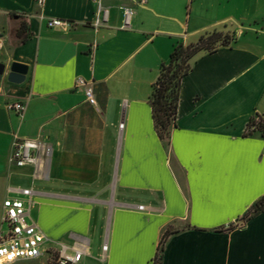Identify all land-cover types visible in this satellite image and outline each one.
Returning a JSON list of instances; mask_svg holds the SVG:
<instances>
[{
  "label": "crops",
  "instance_id": "crops-1",
  "mask_svg": "<svg viewBox=\"0 0 264 264\" xmlns=\"http://www.w3.org/2000/svg\"><path fill=\"white\" fill-rule=\"evenodd\" d=\"M100 5L0 0V63L28 67L22 84H0V231L4 201L31 198L48 238L42 257L13 264H54L62 247L83 249L80 264H155L167 231L162 264H264V212L242 221L264 198V137L248 132L264 117V0ZM214 31L236 41L196 59L166 144L149 104L160 67L177 44ZM17 138L44 145L35 166L12 163Z\"/></svg>",
  "mask_w": 264,
  "mask_h": 264
},
{
  "label": "built area",
  "instance_id": "built-area-1",
  "mask_svg": "<svg viewBox=\"0 0 264 264\" xmlns=\"http://www.w3.org/2000/svg\"><path fill=\"white\" fill-rule=\"evenodd\" d=\"M99 3L100 0H93ZM42 5L44 0H38ZM141 4H146L147 0H140ZM133 10L125 9L124 15L128 19L132 15ZM96 25H99L97 20ZM48 27L61 28L64 31L72 29V23L61 19H53L48 21ZM2 42H0V49ZM76 87L83 89L87 97V101L92 106H97V100L94 90L90 83L83 78L76 80ZM7 109L10 112H16L23 117L26 112V106L22 103L8 104ZM264 119V117H261ZM123 128V125H121ZM44 145L38 140H30L26 138H17L14 143L12 154V163L17 167H25L28 165L35 166L37 158L33 154ZM46 154H50V149L46 148ZM27 197L32 196L31 190H23ZM32 206L31 198L29 201L22 199H6L3 203L2 223L6 227L0 231V264H13L20 260H33L42 257L47 252L44 247L48 243V238L43 231L31 220L30 209ZM142 208V207H141ZM104 250L107 251L105 245ZM84 250H76L74 253L67 251L66 247H62L60 251L53 257L54 264H80Z\"/></svg>",
  "mask_w": 264,
  "mask_h": 264
},
{
  "label": "trees",
  "instance_id": "trees-1",
  "mask_svg": "<svg viewBox=\"0 0 264 264\" xmlns=\"http://www.w3.org/2000/svg\"><path fill=\"white\" fill-rule=\"evenodd\" d=\"M236 41V35L229 32L214 31L202 36L197 42L188 45L177 44L159 70L156 82L152 86L149 104L156 133L161 141L170 144L173 129L177 127V116L181 101L184 79L193 71L196 59L204 54H213L220 48L229 47ZM257 130L264 137V119L256 116L248 125V132ZM248 133V134H249ZM264 212V198L258 201L243 218V223L250 221ZM238 225L231 224L225 232L235 230ZM172 235L165 232L156 257L155 264H162L165 245Z\"/></svg>",
  "mask_w": 264,
  "mask_h": 264
},
{
  "label": "water",
  "instance_id": "water-1",
  "mask_svg": "<svg viewBox=\"0 0 264 264\" xmlns=\"http://www.w3.org/2000/svg\"><path fill=\"white\" fill-rule=\"evenodd\" d=\"M28 74V67L20 63H13L10 67L0 63V84L3 80H7L12 84H22Z\"/></svg>",
  "mask_w": 264,
  "mask_h": 264
},
{
  "label": "rangeland",
  "instance_id": "rangeland-1",
  "mask_svg": "<svg viewBox=\"0 0 264 264\" xmlns=\"http://www.w3.org/2000/svg\"><path fill=\"white\" fill-rule=\"evenodd\" d=\"M3 58H4V56H3V51H0V61H1ZM33 215H34V213H33Z\"/></svg>",
  "mask_w": 264,
  "mask_h": 264
}]
</instances>
